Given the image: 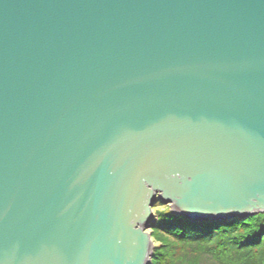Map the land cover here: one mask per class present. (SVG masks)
<instances>
[{
  "label": "water",
  "instance_id": "water-1",
  "mask_svg": "<svg viewBox=\"0 0 264 264\" xmlns=\"http://www.w3.org/2000/svg\"><path fill=\"white\" fill-rule=\"evenodd\" d=\"M156 198L264 212V0H0V264H150Z\"/></svg>",
  "mask_w": 264,
  "mask_h": 264
},
{
  "label": "trees",
  "instance_id": "trees-1",
  "mask_svg": "<svg viewBox=\"0 0 264 264\" xmlns=\"http://www.w3.org/2000/svg\"><path fill=\"white\" fill-rule=\"evenodd\" d=\"M156 214L152 233L160 246L150 264H264V212L201 221L169 208Z\"/></svg>",
  "mask_w": 264,
  "mask_h": 264
},
{
  "label": "rangeland",
  "instance_id": "rangeland-1",
  "mask_svg": "<svg viewBox=\"0 0 264 264\" xmlns=\"http://www.w3.org/2000/svg\"><path fill=\"white\" fill-rule=\"evenodd\" d=\"M152 208H155L154 210V219L152 218V221L149 222L150 224V228H151V234H150V239L152 241V244H153V248L154 246H160V241L156 240L155 237L153 236V228H154V221L156 220L157 218V214H156V210H159V211H164L166 210L167 208L170 209V205L169 204H165L163 201H159L158 199L156 200V203L154 204V206ZM153 225V226H152Z\"/></svg>",
  "mask_w": 264,
  "mask_h": 264
},
{
  "label": "bare ground",
  "instance_id": "bare-ground-1",
  "mask_svg": "<svg viewBox=\"0 0 264 264\" xmlns=\"http://www.w3.org/2000/svg\"><path fill=\"white\" fill-rule=\"evenodd\" d=\"M157 199H158V198H156V200H157ZM158 200H159V199H158ZM159 201H161V200H159ZM155 203H156V201H155ZM153 206H154V205H153ZM153 206H152V207H153ZM152 207H151V209H150V216H151V218H150V220H149L150 222L152 221V218L154 219V217H155V216H154V210H155V208H152ZM173 212L178 213V214H181V213L178 212V211H173ZM181 215H182V214H181ZM183 216H184V215H183ZM222 219H225V218H222ZM225 220H227V219H225ZM149 226H150V224H149ZM151 231H152V230H151L150 227H148V228L145 229V232L148 233V234H151Z\"/></svg>",
  "mask_w": 264,
  "mask_h": 264
}]
</instances>
